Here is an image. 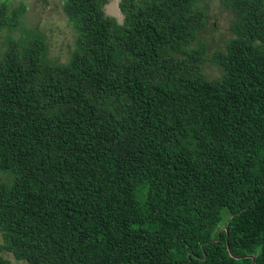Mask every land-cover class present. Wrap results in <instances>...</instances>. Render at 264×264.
Returning a JSON list of instances; mask_svg holds the SVG:
<instances>
[{"label":"trees","instance_id":"trees-1","mask_svg":"<svg viewBox=\"0 0 264 264\" xmlns=\"http://www.w3.org/2000/svg\"><path fill=\"white\" fill-rule=\"evenodd\" d=\"M63 0L66 62L0 49V251L28 264H264V0H223L202 71L198 0ZM19 8L0 5V28ZM227 226V231L220 227ZM228 235V239H227ZM0 264H13L0 256Z\"/></svg>","mask_w":264,"mask_h":264},{"label":"rangeland","instance_id":"rangeland-1","mask_svg":"<svg viewBox=\"0 0 264 264\" xmlns=\"http://www.w3.org/2000/svg\"><path fill=\"white\" fill-rule=\"evenodd\" d=\"M19 8L18 26L13 29L0 28V49L3 51L13 38L25 40L29 34H40L48 47V57L57 62H66L74 48V32L63 12V0H0V5ZM196 8L205 12V26L198 32L192 45L202 43L205 47V60L202 63L203 73L210 79L221 76L222 69L211 61L216 50L224 49L231 36L230 24L233 14L223 0H198ZM106 13L121 19L122 14L115 0L105 6ZM12 173L0 170V182H10ZM2 239L0 236V243ZM0 256L13 264H28L17 260L12 253L0 251Z\"/></svg>","mask_w":264,"mask_h":264},{"label":"water","instance_id":"water-1","mask_svg":"<svg viewBox=\"0 0 264 264\" xmlns=\"http://www.w3.org/2000/svg\"><path fill=\"white\" fill-rule=\"evenodd\" d=\"M116 1V3H117V5L119 4V0H115ZM119 6V5H118ZM225 229L226 231H227V226H224V227H220V230L221 229ZM227 239H228V235H227ZM226 247H227V251H228V253H229V255L231 256V257H233V258H235V259H241V258H251V264H255V261H256V258H255V255H252V254H246V255H235L233 252H232V250H231V248H230V246H229V244H228V241L226 242Z\"/></svg>","mask_w":264,"mask_h":264}]
</instances>
